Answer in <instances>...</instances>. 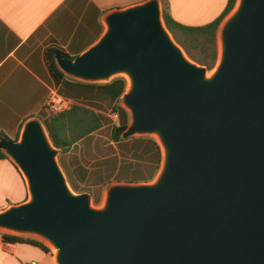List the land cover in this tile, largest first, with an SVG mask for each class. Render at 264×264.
<instances>
[{
	"label": "water",
	"instance_id": "95a60500",
	"mask_svg": "<svg viewBox=\"0 0 264 264\" xmlns=\"http://www.w3.org/2000/svg\"><path fill=\"white\" fill-rule=\"evenodd\" d=\"M100 38L64 76L123 77L122 139L153 138L150 182H115L102 204L70 188L39 118L0 151L27 198L0 211V231L54 251V264H264V0H236L217 30L212 70L190 60L162 20L160 0L108 12Z\"/></svg>",
	"mask_w": 264,
	"mask_h": 264
},
{
	"label": "crops",
	"instance_id": "0c3cea01",
	"mask_svg": "<svg viewBox=\"0 0 264 264\" xmlns=\"http://www.w3.org/2000/svg\"><path fill=\"white\" fill-rule=\"evenodd\" d=\"M144 1L0 0V135L16 140L26 120L36 117L42 121L40 114L42 118L48 117L45 108L50 91H58L44 59L48 48H58L74 58L100 38L104 31L103 19L108 12ZM164 2L169 15L177 23L202 26L223 12L227 0ZM64 98L69 105L75 102ZM105 126L103 124L68 152L60 154L63 156L61 169L68 182L74 188H82L90 177V165H97L94 175L101 184L150 182L137 173L130 175L129 170L121 174L122 159L150 157L158 171L161 159L158 164L152 142L156 141L150 137H131L115 143L110 132V154L98 148V152H87L94 145L93 136ZM26 198V183L20 172L9 158H0V211L20 204ZM32 261L54 264L52 255L36 246L0 240V264H28Z\"/></svg>",
	"mask_w": 264,
	"mask_h": 264
},
{
	"label": "trees",
	"instance_id": "16d2710c",
	"mask_svg": "<svg viewBox=\"0 0 264 264\" xmlns=\"http://www.w3.org/2000/svg\"><path fill=\"white\" fill-rule=\"evenodd\" d=\"M235 2L236 0H227L223 12L208 24L185 26L171 18L164 0H161L162 20L173 40L182 48L186 56L209 71L213 69L218 56V26L233 9ZM57 54L69 60L73 59L58 48L51 47L44 53L46 66L56 86H58V93L75 102L63 112L45 118H42L41 114L39 115L53 146L59 149L61 153H66L76 143L100 129L105 124V118L100 112L102 109L101 104H107L110 112L117 116V124L112 126L111 129L112 141L115 143L122 141V133L129 121L126 111L119 104L120 96L126 87L125 80L118 78L103 85L72 80L64 76L57 68L54 59ZM152 142L159 164L161 159L160 148L154 141ZM0 158L7 157L0 151ZM0 240L3 243L30 244L38 247L44 253H50L47 245L30 237L3 232L0 234Z\"/></svg>",
	"mask_w": 264,
	"mask_h": 264
},
{
	"label": "rangeland",
	"instance_id": "374dc122",
	"mask_svg": "<svg viewBox=\"0 0 264 264\" xmlns=\"http://www.w3.org/2000/svg\"><path fill=\"white\" fill-rule=\"evenodd\" d=\"M118 78L123 79V77H115V78L111 79L109 81V83L115 79H118ZM124 80H126V79L124 78ZM103 84L104 83H100L99 85H103ZM101 105H102L101 106L102 109L100 112H102V115L105 118L106 126L103 129H101L100 131H98L93 136L92 140H94V145L93 146L91 145L89 150H87V152H89L91 150H95V152H98L97 151V148H98L99 150H102L103 152L110 154L111 153V152H109L111 150L110 132H111L112 126L117 124V116L110 112V109L107 106V104H101ZM47 115L50 116L48 113H47ZM60 154L58 155L57 159H58V163H59L60 167L62 168L61 164L63 163V156H61ZM122 163L123 164H122L121 174H122V172L125 173V171L129 170L131 172V173L128 172V173H130V175H132V173H137V174H139V176L142 175L143 178H147L150 181H152L157 174V171L155 170L154 163L150 157H145V158L143 157V158H139V159H134L131 157H129L127 159L123 158ZM96 167H97V165H95V166L90 165L89 166L90 177L87 180V182H84V185L82 186V188H74L72 186V184H70V182H68V179L67 178L66 179H67V182H68V184H69V186L73 192H75V193H82V192L89 193L91 195V198H92V205L95 207H99L103 201V197H101V196L102 195L104 196L105 190L108 188V186L112 183H115V182H110L108 184H105V183L101 184L100 182H98L97 178L94 175L96 173V171H95ZM97 185H100V186L97 187ZM83 190H85V191H83ZM1 233H3V232L0 231V234ZM33 239H35V238H33ZM49 249H50V254L53 255L54 251L50 247H49Z\"/></svg>",
	"mask_w": 264,
	"mask_h": 264
},
{
	"label": "built area",
	"instance_id": "2783aa9c",
	"mask_svg": "<svg viewBox=\"0 0 264 264\" xmlns=\"http://www.w3.org/2000/svg\"><path fill=\"white\" fill-rule=\"evenodd\" d=\"M70 105L69 102L61 96L56 89H52L50 91L47 103H46V112L49 115H54L60 112H63L69 109ZM28 264H37L36 262L32 261Z\"/></svg>",
	"mask_w": 264,
	"mask_h": 264
}]
</instances>
